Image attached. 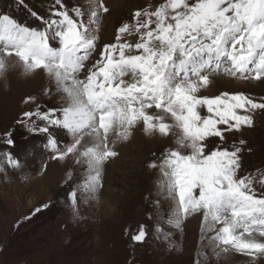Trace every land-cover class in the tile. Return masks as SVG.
<instances>
[{"label": "snow or ice", "instance_id": "obj_1", "mask_svg": "<svg viewBox=\"0 0 264 264\" xmlns=\"http://www.w3.org/2000/svg\"><path fill=\"white\" fill-rule=\"evenodd\" d=\"M55 3L64 8L61 0ZM100 10L108 11L102 0L91 12V23ZM74 11L83 16L80 8ZM52 16L60 19L43 21L47 28L37 31L0 14V76L7 71L4 56L15 55L24 74L43 70L63 93L60 116L56 109L37 108L23 117L44 122L26 127L29 132L48 134L45 147L54 153L53 159L78 153L87 165L86 178L68 194L73 212L78 208V191L85 197L94 194L101 186L103 163L117 155L108 143L111 130L118 127V135L127 140L139 122L149 135L167 137L175 129L176 148L165 151L159 167L169 195L176 200V226L181 217L202 212L208 230L221 225L212 239L224 246L223 252L264 255V239H257L264 238V194L257 196L256 178L238 176L242 148L217 146L206 151L208 138L224 139L218 125L236 131L251 127L247 113L264 109V102H254L243 93L198 95L209 85L210 75L221 70L241 79L264 78V0H163L154 10H138L131 24L118 28L116 43L104 46L85 79L78 76L95 50L97 37L66 10H54ZM49 29H54L51 36ZM133 34L136 43L122 42V37ZM50 40H57L59 46H52ZM30 102L33 98H26L25 103ZM153 108L155 114L148 111ZM201 108L209 115L202 116ZM51 127L67 130L74 142L61 150ZM7 136V144L14 146L11 133ZM5 158L9 166L20 167L10 153ZM258 182L264 187V174ZM144 237L141 226L133 240L142 242Z\"/></svg>", "mask_w": 264, "mask_h": 264}, {"label": "rangeland", "instance_id": "obj_2", "mask_svg": "<svg viewBox=\"0 0 264 264\" xmlns=\"http://www.w3.org/2000/svg\"><path fill=\"white\" fill-rule=\"evenodd\" d=\"M162 2L102 0L108 11L100 10L95 23H91V12L99 0H61L63 9L55 0H23L22 4L0 0V14L37 31L47 28L43 21L60 19L52 16L54 10H66L73 19L83 20L97 37L95 50L78 76L85 79L104 46L116 43L118 28L131 24L134 12L154 10ZM76 8L83 12L82 17L76 16ZM53 30H48L50 36ZM137 39L135 34L126 35L122 42L134 44ZM49 42L59 46L57 40ZM4 59L7 71L0 76V264H264V255L253 258L232 250L223 252L224 246L212 239L221 225L208 230L202 212L181 217L176 226V200L169 195L166 177L159 167L165 151L176 148L175 129L167 137L149 135L139 122L127 140L118 135V127L111 130L108 143L117 155L103 163L101 186L94 194L85 197L78 191L74 213L68 194L78 190L86 178L87 165L78 153L63 160L53 159L54 153L45 147L48 134L29 132L26 127L30 123L43 126L44 122L23 117L24 112H35L37 108L43 112L56 109L60 116L59 110L65 105L63 93L43 70L26 75L15 55ZM209 79V85L202 87L198 95L211 98L224 92L243 93L254 102H264V78L241 79L221 70ZM254 87L263 93H255ZM28 97L34 102L25 103ZM148 111L156 113L154 108ZM200 113L209 115L206 108ZM247 114L252 117L251 127L242 126L236 131L218 125L224 139L208 138L206 151L217 146L228 150L241 147L238 176L256 178L253 187L260 196L264 194L258 182L264 174V109ZM22 119L24 123H18ZM168 122L172 123L170 118ZM49 131L61 150L74 142L65 129L51 127ZM9 132L14 146L7 144ZM87 140L85 137L82 146ZM6 153L19 162V168L9 166ZM78 159L82 162L77 163ZM152 163L157 167H149ZM141 226L146 239L138 244L133 236Z\"/></svg>", "mask_w": 264, "mask_h": 264}, {"label": "bare ground", "instance_id": "obj_3", "mask_svg": "<svg viewBox=\"0 0 264 264\" xmlns=\"http://www.w3.org/2000/svg\"><path fill=\"white\" fill-rule=\"evenodd\" d=\"M218 81V80H217ZM222 81V80H221ZM216 83V82H215ZM236 84V83H235ZM224 88V87H223ZM263 89H264V86H263ZM252 90V89H251ZM253 91L255 92V93H263V92H261L260 90H259V88H257V87H254V89H253ZM233 93V92H232Z\"/></svg>", "mask_w": 264, "mask_h": 264}, {"label": "water", "instance_id": "obj_4", "mask_svg": "<svg viewBox=\"0 0 264 264\" xmlns=\"http://www.w3.org/2000/svg\"><path fill=\"white\" fill-rule=\"evenodd\" d=\"M145 239H146V233H145V237H144V239H143L142 242H136V241H134V242H135V243H138V244H141V243H143V242L145 241Z\"/></svg>", "mask_w": 264, "mask_h": 264}]
</instances>
